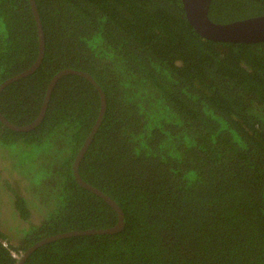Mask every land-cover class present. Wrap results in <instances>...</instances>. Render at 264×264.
Wrapping results in <instances>:
<instances>
[{
	"label": "trees",
	"instance_id": "16d2710c",
	"mask_svg": "<svg viewBox=\"0 0 264 264\" xmlns=\"http://www.w3.org/2000/svg\"><path fill=\"white\" fill-rule=\"evenodd\" d=\"M34 1L42 59L0 91V113L28 125L57 73L88 74L106 106L77 171L123 225L38 244L119 221L76 180L102 101L66 74L33 128L0 120V264L33 246L22 264H264V41L202 37L182 0ZM259 15L264 0L210 3L216 23ZM39 52L30 0H0V84Z\"/></svg>",
	"mask_w": 264,
	"mask_h": 264
},
{
	"label": "water",
	"instance_id": "95a60500",
	"mask_svg": "<svg viewBox=\"0 0 264 264\" xmlns=\"http://www.w3.org/2000/svg\"><path fill=\"white\" fill-rule=\"evenodd\" d=\"M182 3H183V8H184V11H185V14H186V17H187L189 23L193 26V28L195 29V31L197 33H199L202 37H204L206 39L216 40V41L242 42V43L264 41V15L250 17V18L237 20V21H233V22H229V23H216L209 18V9H210L211 0H182ZM30 4L32 7V11L34 13V17L36 20L38 33H39V41H40L39 57L36 60V62L30 68H28L27 70H25L22 73L17 74L14 77L7 79L2 84H0V91L7 84L25 76V75H28L29 73L34 71L38 67V65L42 59L43 48H44V38H43L42 27H41L40 18H39V14H38V11L36 8L35 1L30 0ZM70 73L81 74V75L87 77L88 79H90L97 86V84L94 82V80L88 74L81 72V71H75L72 69H64V70L60 71L59 73H57L53 77V79L51 80L49 87H48V91H47V95H46L44 105L42 107V110H41L39 116L36 118V120H34L32 123L25 125V126H18V125L11 123L10 121H8L1 113H0V120L5 125H7L9 128H11L13 130H17V131L29 130V129L33 128L38 122H40V120L42 119V117L44 115V112H45V109L47 106V102H48V99L50 96V92H51L55 82L61 76L66 75V74H70ZM97 88L99 89L100 94H101V101H102L101 110H100L98 119H97V121L93 127L92 133L89 135V137L86 140V143L81 148L78 155L76 156L75 164H74V173H75L76 180L79 184H81L82 186H84V187L92 190L93 192L101 195L102 197H104L108 201V203H110L116 209V211L119 213V221L112 228H107L104 230L72 231V232L62 233V234H58L55 236H51V237L39 242L38 244H40L44 241H50V240H54L57 238L70 236V235H74V234L114 232V231L119 230L123 225L122 213H121V210L118 207V205L111 198L104 195L101 191H99L98 189H96V188L90 186L89 184H87L86 182H84L80 178L78 171H77L78 163H79L81 157L83 156V154H84V152L88 146V143L90 142L94 132L96 131L97 127L100 124V121H101V118H102V115H103V112H104L105 106H106L104 94L101 92V90L98 86H97ZM33 248H35V246H33L31 249H29L27 252H25L20 257L19 264L23 263V260L25 259L27 254Z\"/></svg>",
	"mask_w": 264,
	"mask_h": 264
},
{
	"label": "rangeland",
	"instance_id": "374dc122",
	"mask_svg": "<svg viewBox=\"0 0 264 264\" xmlns=\"http://www.w3.org/2000/svg\"><path fill=\"white\" fill-rule=\"evenodd\" d=\"M12 181V180H11ZM12 182H14V181H12ZM15 183V182H14ZM13 184V183H12ZM14 185V184H13ZM15 186V185H14ZM5 219H7V215H6V212H5V210H2L1 212H0V221L1 222H3ZM12 221V220H11ZM15 221V223H16V221H17V219L16 220H14ZM3 223H5V222H3ZM5 225V224H4ZM16 242V241H15Z\"/></svg>",
	"mask_w": 264,
	"mask_h": 264
},
{
	"label": "built area",
	"instance_id": "2783aa9c",
	"mask_svg": "<svg viewBox=\"0 0 264 264\" xmlns=\"http://www.w3.org/2000/svg\"><path fill=\"white\" fill-rule=\"evenodd\" d=\"M3 243H4V242H3ZM4 244L7 245L6 242H5ZM12 255H13L14 257H16V258H19V254L16 253L15 251H12Z\"/></svg>",
	"mask_w": 264,
	"mask_h": 264
}]
</instances>
